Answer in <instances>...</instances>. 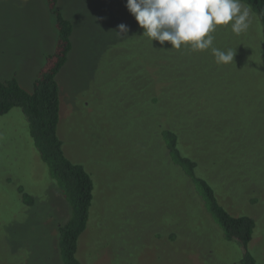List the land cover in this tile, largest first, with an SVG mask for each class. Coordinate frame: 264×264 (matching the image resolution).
<instances>
[{
    "label": "rangeland",
    "instance_id": "374dc122",
    "mask_svg": "<svg viewBox=\"0 0 264 264\" xmlns=\"http://www.w3.org/2000/svg\"><path fill=\"white\" fill-rule=\"evenodd\" d=\"M126 3L59 0L75 26L58 76L59 134L95 182L79 257L84 264H242L239 242L207 216L167 153L159 131L173 126L220 201L256 219L249 248L264 264V38L256 15L249 9V27L238 35L216 26L213 46L236 52L218 65L211 48L176 50L143 36ZM120 24L129 31L118 33ZM56 38L46 0H0V78L17 76L32 90ZM21 187L34 204L23 201ZM70 216L22 109L1 115L0 264H62L59 226Z\"/></svg>",
    "mask_w": 264,
    "mask_h": 264
},
{
    "label": "trees",
    "instance_id": "16d2710c",
    "mask_svg": "<svg viewBox=\"0 0 264 264\" xmlns=\"http://www.w3.org/2000/svg\"><path fill=\"white\" fill-rule=\"evenodd\" d=\"M256 15L264 38V0H240ZM54 17L57 33L54 49L47 53L33 83L28 90L17 78H0V116L14 108L22 109L29 124L30 134L41 158L49 166L51 176L71 207L69 220L59 226V249L62 264H84L79 257V241L88 227L94 200L95 182L92 174L66 153L59 134L61 120V87L58 76L73 50L74 22L59 5V0H46ZM264 66V48L262 50ZM160 138L171 160L191 181L194 192L200 197L207 216L222 228L227 240L238 241L243 252L242 264H260L249 245L257 226L256 219L248 214L232 213L219 199L209 178L198 172L199 162L183 147L182 133L176 127L159 131ZM183 146V147H182ZM188 153H187V152ZM26 204H34V196L19 189Z\"/></svg>",
    "mask_w": 264,
    "mask_h": 264
},
{
    "label": "clouds",
    "instance_id": "9594fccd",
    "mask_svg": "<svg viewBox=\"0 0 264 264\" xmlns=\"http://www.w3.org/2000/svg\"><path fill=\"white\" fill-rule=\"evenodd\" d=\"M126 8L152 42H170L176 50L182 46L193 51L211 48L218 65L230 64L236 52L213 46L211 33L216 26L230 25L237 35L249 27L250 10L240 0H127ZM118 29L120 34L129 31L125 24Z\"/></svg>",
    "mask_w": 264,
    "mask_h": 264
}]
</instances>
